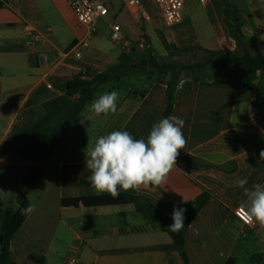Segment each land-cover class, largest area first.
Listing matches in <instances>:
<instances>
[{"label":"crops","instance_id":"1","mask_svg":"<svg viewBox=\"0 0 264 264\" xmlns=\"http://www.w3.org/2000/svg\"><path fill=\"white\" fill-rule=\"evenodd\" d=\"M51 1L44 12L37 0H0V206L36 205L11 246V261L184 264L171 237L137 215L135 205L95 193L85 164L88 142L112 131L146 140L166 118L167 86L146 76L141 88L103 85L95 99L115 90L119 100L117 113L100 116L86 112L88 104L70 97L67 86L80 73L130 65L131 55L143 57L147 48L157 58H176L173 47L236 51L225 21L228 4L238 8L245 36L264 44V1L185 0L182 21L171 28L154 0H143L149 20L114 1L109 14L115 12L112 25L122 27L125 43L112 47L98 39L105 17L80 59L66 52L83 28L64 0ZM82 114L89 118L83 124ZM172 115L184 119L187 144L167 184L121 191L148 198L168 224L174 206L187 208L208 193L185 236L189 264H264V226L236 216L246 199L236 182L246 177L245 187L264 185V70L252 86L239 73L212 82L185 78Z\"/></svg>","mask_w":264,"mask_h":264},{"label":"trees","instance_id":"2","mask_svg":"<svg viewBox=\"0 0 264 264\" xmlns=\"http://www.w3.org/2000/svg\"><path fill=\"white\" fill-rule=\"evenodd\" d=\"M4 6V3L0 2V9ZM224 14L229 37L236 43V51L208 50L202 47L188 49L173 47L176 58H169L168 60L167 58H157L152 50L147 48L138 64H117L108 67L103 73L94 75L88 72L80 73L69 81L67 94L81 102L90 104L95 100L101 86L122 84L126 78L144 75L149 82H160L167 86L166 117H168L173 112L178 85L185 78L196 82H212L239 73V76L246 78L249 86H252L257 73L264 70V54L260 51L261 48H264V44L245 36L243 33L244 24L235 5L228 4ZM252 48L258 49L257 54H252ZM182 55L190 57L192 62H180L178 57ZM119 197L135 205L137 215L149 225H155L162 232L168 234L184 264H189L185 236L197 215L209 202L210 195L208 193H203L191 206L185 208L187 209V220L185 227L179 233H173L168 229L169 224L164 220L163 214L156 209L148 198L127 194L123 191H120ZM28 204L29 202L26 201L19 207L0 206V264H15L10 259V250L33 213L30 215L21 214L20 209L27 207ZM31 260L37 264H44L42 257L31 256Z\"/></svg>","mask_w":264,"mask_h":264},{"label":"clouds","instance_id":"3","mask_svg":"<svg viewBox=\"0 0 264 264\" xmlns=\"http://www.w3.org/2000/svg\"><path fill=\"white\" fill-rule=\"evenodd\" d=\"M118 100L117 91L105 92L86 105L85 111L96 116L115 114ZM80 117L83 118L81 124L89 119L84 114ZM184 125V119L169 115L152 125L146 140L134 139L128 131H112L98 137L94 143L88 142L85 164L91 173V188L98 195L107 193L115 199L121 190L167 184L170 172L177 166L180 150L187 144L182 131ZM260 159L264 160V150L260 152ZM236 183L246 197L236 213L239 220L246 225L264 226V185L255 183L251 188L245 187L246 177ZM35 208L34 203H29L20 211L22 215H30ZM186 211L183 207H173L172 223L167 226L171 232L183 230Z\"/></svg>","mask_w":264,"mask_h":264},{"label":"built area","instance_id":"4","mask_svg":"<svg viewBox=\"0 0 264 264\" xmlns=\"http://www.w3.org/2000/svg\"><path fill=\"white\" fill-rule=\"evenodd\" d=\"M114 1H120L130 12L149 20V14L143 6V0H64L78 25L84 30L83 35L74 42L66 53L71 52L77 59L82 58L83 53L91 46V39L97 32L98 21L109 15L110 5ZM200 1L204 3L206 0ZM154 2L162 12L167 27L171 28L181 23L185 0H154ZM111 39L118 45L125 43L122 27L119 24H114ZM142 47L144 48L143 45ZM255 225L254 223L248 226ZM69 264H77V260L73 258Z\"/></svg>","mask_w":264,"mask_h":264},{"label":"rangeland","instance_id":"5","mask_svg":"<svg viewBox=\"0 0 264 264\" xmlns=\"http://www.w3.org/2000/svg\"><path fill=\"white\" fill-rule=\"evenodd\" d=\"M37 7L44 12H49L53 8L52 6V1L51 0H37ZM116 20L115 18V12H111L108 17L103 19L98 26V39L104 43L106 46H117L118 44L111 39L112 35V22ZM53 23V21H52ZM144 38L143 35H139L138 37V42H141V40ZM123 46V44L121 45ZM92 48V47H91ZM90 48V50H91ZM94 50V49H93ZM88 52V51H86ZM96 52V51H95ZM97 53V52H96ZM144 53V51H143ZM201 54V53H200ZM132 59L128 62V64L132 65L133 63H139L142 57V54L140 51L136 52L135 55H131ZM140 58V60H137ZM161 58H166V57H161ZM169 60V58H167ZM165 60V59H164ZM178 60L183 63H190L192 62V59L188 56L182 55L178 57ZM147 82L146 77L144 75H139L137 77H130L126 78L123 81V86L124 87H132V88H141L142 84ZM133 219H129V221H132ZM140 223H143V219L141 218Z\"/></svg>","mask_w":264,"mask_h":264}]
</instances>
